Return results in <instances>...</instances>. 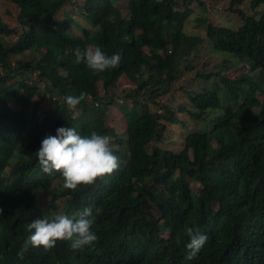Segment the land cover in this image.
<instances>
[{
    "label": "trees",
    "instance_id": "1",
    "mask_svg": "<svg viewBox=\"0 0 264 264\" xmlns=\"http://www.w3.org/2000/svg\"><path fill=\"white\" fill-rule=\"evenodd\" d=\"M12 1L24 31L13 42L0 37V264H264V12L246 17L248 0H231L238 26L201 15L203 30L191 34L186 24L205 1ZM120 1L129 14L115 5ZM74 6L91 25H77L82 37L71 31L74 20L62 16ZM0 33L12 36L16 29L0 17ZM88 46L120 54V66L94 73L76 63V49ZM206 49L224 55L222 65L201 75L206 85L188 94L180 111L196 126L173 138L171 148L170 125L179 120L159 98L180 77L182 61ZM28 52L25 64L13 61ZM233 60L248 71L226 74ZM122 76L135 87L117 97ZM81 92L86 99L68 110L66 97ZM115 101L134 109L121 107L128 115L123 129L109 120ZM61 126L111 137L119 168L91 186L64 189L63 177L43 173L35 155ZM88 206L98 237L91 245L74 251L58 241L19 257L32 220ZM191 226L208 239L188 260Z\"/></svg>",
    "mask_w": 264,
    "mask_h": 264
},
{
    "label": "clouds",
    "instance_id": "2",
    "mask_svg": "<svg viewBox=\"0 0 264 264\" xmlns=\"http://www.w3.org/2000/svg\"><path fill=\"white\" fill-rule=\"evenodd\" d=\"M75 56L76 63L83 61L94 73L115 69L122 60L120 54L106 55L99 46H88L83 51L78 48ZM86 96L84 92L79 96H67L65 103L68 110H75ZM110 141L111 137L97 131H92L90 135H81L73 127L61 126L56 129V135H48L41 141L35 155L43 173H59L63 177V188L75 191L82 185L95 184L98 179L111 175L119 168V157L114 154ZM93 223L91 206L78 210L71 216L58 213L53 217H37L27 225L31 234L18 255L23 259L29 247L51 250L58 241L68 242L71 250H82L98 239L92 230ZM185 232L190 238L186 245V258L192 260L200 253L208 237L201 233L198 226L186 227Z\"/></svg>",
    "mask_w": 264,
    "mask_h": 264
},
{
    "label": "rangeland",
    "instance_id": "3",
    "mask_svg": "<svg viewBox=\"0 0 264 264\" xmlns=\"http://www.w3.org/2000/svg\"><path fill=\"white\" fill-rule=\"evenodd\" d=\"M85 3V0H81ZM189 1L190 6H197L200 4V1H205V5L200 6V8L196 9L193 13L192 17L189 19V21L186 24L187 30L191 34H195L203 30V26L201 24L200 16L208 15L210 18H213L215 20L217 19H223L224 22H228L229 25L232 26H238L241 23V17L239 15L234 14L231 9V0H187ZM183 2V0L181 1ZM83 4L80 6L82 7ZM250 0H248L244 6H243V12L245 13L246 17L248 16H257L259 14H262L264 12V4L260 5L257 8H254L250 6ZM117 7H120V9L125 12L126 14H129L128 5H126L125 2L120 1L115 4ZM80 9H77L74 7H67L68 12L66 14H62L64 17H70L74 21L72 23L71 31L78 34L80 37L83 36L82 30L77 26H91L90 23L86 20L84 17L83 11ZM20 12V8L18 5L13 2L12 0H0V16L3 17L2 19L11 27L16 29V33L12 36H3L0 33V37H3L8 42L16 41L19 34L24 31V28L21 26V24L18 21V14ZM235 16V17H234ZM234 17V18H233ZM47 22V20H43ZM210 48V46H208ZM223 57L221 53H213L212 50H200L196 51L192 54H189L186 59H184L180 65L181 75L178 78V80L174 81L172 83V87L169 85L168 89L170 88L169 92L160 97L159 101L160 104H168L176 113L178 116V123H173L170 125V138L168 139V146L171 148L176 147V144L173 142V138H181L186 135V133L191 132L192 128L195 126V122L189 117L187 112L180 111L181 107L183 105L189 104V93H191V90L193 88L199 87V89H202L204 85H206V80L201 76L203 74H207L213 71L219 72L220 66L223 62ZM21 58V61L23 64L26 63V61L30 58V52H28L26 55L21 56H15L13 57V61H16L17 59ZM235 60H233L231 63L226 65V69L229 72H226V74L230 75L234 72L236 74H243L248 71V67L245 64L242 63H234ZM242 64V65H241ZM1 68V67H0ZM2 73L4 70L1 68ZM7 72V71H6ZM5 72V73H6ZM251 75H257V72H250ZM37 78L36 75H33V79ZM153 78H150L152 80ZM219 80V76L217 77ZM16 78H12L9 80V84L14 83ZM153 81V80H152ZM163 87H167V82L162 81L161 82ZM1 87V85H0ZM135 87V84L127 77L122 76L118 80V90L115 94L117 97L122 96L124 97L125 93L123 90H126L128 92H132V89ZM101 93H103V87L101 86ZM188 92V93H187ZM159 104V105H160ZM114 112L111 111L109 115V120L112 121L115 125L119 126L121 129L124 128L126 125V118L127 114H125L122 110V108L129 109V111L133 112L134 109H131V104L129 102H116L112 105ZM161 112H164V109H161ZM161 146L165 147L167 144L164 142L160 143ZM235 154V153H233ZM191 178H189L190 180ZM191 181V185L195 191L199 190L200 184Z\"/></svg>",
    "mask_w": 264,
    "mask_h": 264
}]
</instances>
